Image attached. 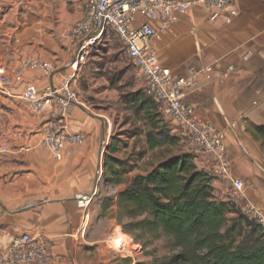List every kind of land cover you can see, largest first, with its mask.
<instances>
[{
  "label": "crops",
  "instance_id": "0c3cea01",
  "mask_svg": "<svg viewBox=\"0 0 264 264\" xmlns=\"http://www.w3.org/2000/svg\"><path fill=\"white\" fill-rule=\"evenodd\" d=\"M232 4L237 15L230 23L209 21L202 8L193 6L178 18L172 32L154 42V47L159 62L174 74H187L192 67H212L210 80L198 75L196 85L185 90L184 101L194 106L198 117L212 122L224 134L228 131L236 146L242 150L247 146L250 150L244 152L264 163V149L247 131L249 123L264 126V0H233ZM34 5L35 0H0V63L9 70L37 54V19L30 11ZM53 64L57 70L65 68ZM229 65L234 70L223 78L222 72ZM60 73L52 79L38 71H27L24 76L43 88L51 80L58 81ZM18 103L0 92V228L43 235L48 244L44 264H90L87 251L97 250L108 235L106 219L98 217L100 204L96 203L101 185L97 184L87 205L81 204L94 188L102 155V137L97 133L102 125L70 109L64 119L67 130L84 132L86 137L81 144H68L63 159L57 162L32 134L44 128L48 117L27 118ZM4 146L7 151L2 152ZM231 146L232 172L249 184L238 165L237 149ZM219 185L213 181L214 187ZM253 190L252 185L249 199L264 210V201L257 199ZM115 221L110 218V225ZM6 242L1 234L0 247Z\"/></svg>",
  "mask_w": 264,
  "mask_h": 264
},
{
  "label": "built area",
  "instance_id": "2783aa9c",
  "mask_svg": "<svg viewBox=\"0 0 264 264\" xmlns=\"http://www.w3.org/2000/svg\"><path fill=\"white\" fill-rule=\"evenodd\" d=\"M232 3L233 0H83L81 16L69 29L73 54L63 70L65 74L59 72L62 76L59 83L51 80L45 87L38 88L26 80L24 75L27 71H38L46 79H52L57 72L52 62L30 57L14 70L0 63V92L22 101L35 115L48 112L46 124L39 132V141L49 150L54 161H61L68 144H81L86 137L84 132H69L64 123L68 105L77 103L69 82L90 49L110 28L121 40L126 57L144 81L146 94L169 120L171 132L185 142L187 151L214 178L213 181L221 184L214 187V197L234 203L247 220L264 229V210L248 197L252 185L232 172L231 160L223 142L224 132L212 122L198 117L194 106L184 101L185 90L196 85L198 75L205 81L210 80L212 67H192L187 74H174L159 62L154 47V42L172 32L178 18L193 6L202 8L209 21L230 23L237 15ZM233 70L234 67L229 65L222 72V77H228ZM1 151H7V147H2ZM89 201L90 197H87L81 204L87 205ZM1 234L7 242L0 247V264L46 262L48 244L40 233L6 232L0 228ZM124 247L119 245L117 248Z\"/></svg>",
  "mask_w": 264,
  "mask_h": 264
},
{
  "label": "trees",
  "instance_id": "16d2710c",
  "mask_svg": "<svg viewBox=\"0 0 264 264\" xmlns=\"http://www.w3.org/2000/svg\"><path fill=\"white\" fill-rule=\"evenodd\" d=\"M135 116L142 114L150 150L185 142L171 132L144 90L121 95ZM247 131L264 149V126L249 123ZM112 138L103 159L102 180L120 187L100 204L101 216L115 218L122 232L146 250L165 236L175 252L153 257L151 264H264V229L247 220L235 204L213 195V180L188 151L171 155L144 173L128 177L131 169L115 157ZM102 264V263H99ZM111 264H131L116 257Z\"/></svg>",
  "mask_w": 264,
  "mask_h": 264
},
{
  "label": "rangeland",
  "instance_id": "374dc122",
  "mask_svg": "<svg viewBox=\"0 0 264 264\" xmlns=\"http://www.w3.org/2000/svg\"><path fill=\"white\" fill-rule=\"evenodd\" d=\"M82 4L83 0H35V5L32 6L34 9L30 10L31 13L32 10L35 12L37 19L35 31L38 46L37 54L33 58L44 57L53 63L62 64L66 69L73 54L69 28L77 19ZM24 7L27 8L28 4H24ZM32 37L31 34V41ZM30 57L32 56H27L25 59ZM58 78L56 83H59L62 76L58 74ZM69 88L75 92L77 103L80 106L70 104L67 107V112L73 108L87 119H92L102 125L97 133L101 137L104 136L105 141L101 155L100 180L98 181V184L101 185V193L96 199V203L101 204L106 197H114L120 189V187L108 186L101 177L106 147L112 138L117 142V148L113 155L124 160L131 169L128 177L146 172L164 158L187 151L183 143H180L179 146L154 150L147 147L145 139L147 126L142 114L135 116L121 99V95L139 89L144 91V81L137 75L135 67L126 57L121 40L110 28L105 30L103 38L90 49L85 61L76 69L69 82ZM18 102L19 106L21 105L20 112L27 118L48 117V112L35 115L22 101L18 100ZM158 111L167 127L171 126L160 107H158ZM40 131L37 130L32 134L39 137ZM229 137L230 134L226 131L223 142L227 153L232 148L231 145L237 149L235 153L238 165L242 172L246 173L247 182L253 185V195L264 201V171L262 170L264 163L252 153H245L244 150H250L247 146L242 150ZM100 214L101 210L99 209L98 217L107 220H105L104 226L108 235L104 242L99 244L97 250L87 251V261H92L90 264H111L116 257H129L131 264H151L153 257L161 259L175 252L165 236L155 240L146 250H143L140 244L135 243L129 235L122 232L116 221L112 226L109 222L110 218L102 217ZM121 233L122 235H119ZM124 235L131 238L136 246L115 248L112 241L116 237L126 239ZM126 240L129 241V239Z\"/></svg>",
  "mask_w": 264,
  "mask_h": 264
},
{
  "label": "water",
  "instance_id": "95a60500",
  "mask_svg": "<svg viewBox=\"0 0 264 264\" xmlns=\"http://www.w3.org/2000/svg\"><path fill=\"white\" fill-rule=\"evenodd\" d=\"M57 71H60V70H57ZM74 105L80 106L79 103H74ZM103 128H104V126H103ZM104 141H105V138H104V136H102V139H101V147H100V155H101V153H102V151H103V144H104ZM100 155H99V156H100ZM100 164H101V158L99 157V159H98L97 173H96V175H95L94 188H93L92 192L90 193V195L88 196V197H90V198H91L92 195L94 194L95 189H96L97 184H98V181L100 180Z\"/></svg>",
  "mask_w": 264,
  "mask_h": 264
},
{
  "label": "bare ground",
  "instance_id": "6f19581e",
  "mask_svg": "<svg viewBox=\"0 0 264 264\" xmlns=\"http://www.w3.org/2000/svg\"><path fill=\"white\" fill-rule=\"evenodd\" d=\"M119 235H122V233L119 234ZM119 235H118V236H119ZM124 236H125V235H124ZM125 238H126V239H129V241L126 240V239H124V238H117V237H116V239H115L114 241H112L113 244H114V246H115V248H117L119 245H123V246H125V247H129V246H133V247H135V246H136V245H134V243H133V241H132L131 238L126 237V236H125Z\"/></svg>",
  "mask_w": 264,
  "mask_h": 264
}]
</instances>
